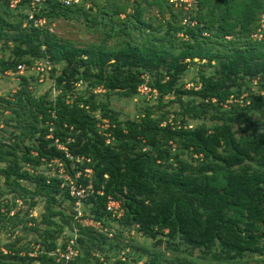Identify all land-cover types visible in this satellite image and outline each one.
Listing matches in <instances>:
<instances>
[{"label": "trees", "instance_id": "1", "mask_svg": "<svg viewBox=\"0 0 264 264\" xmlns=\"http://www.w3.org/2000/svg\"><path fill=\"white\" fill-rule=\"evenodd\" d=\"M128 1L47 0L33 12L44 20L36 26L28 0L15 8L0 0V76L19 81L11 98L0 97V189L13 195L0 232L18 230L10 225L21 212L8 214L15 198L27 210L36 197L44 202V213L28 219L44 226L35 230L37 255L5 244L0 264H100L95 253L114 264H264V39L252 38L264 0H193L188 11L167 0ZM151 8L158 18L145 20ZM56 20L81 23L97 40H65L50 30ZM46 63L58 91L51 100L35 97L33 77L16 69ZM195 65L185 88L180 80ZM141 86L156 93V104L119 120L108 101L134 98ZM97 88L106 101L97 100ZM173 104L177 110H163ZM51 159L76 185H92L81 209L101 227L109 228L107 198L121 202L113 237L55 210L68 200L72 211L75 201L58 176L40 173ZM65 227L78 234V254L68 262L55 253L65 252L68 237L57 245ZM129 230L150 245L135 248Z\"/></svg>", "mask_w": 264, "mask_h": 264}, {"label": "rangeland", "instance_id": "2", "mask_svg": "<svg viewBox=\"0 0 264 264\" xmlns=\"http://www.w3.org/2000/svg\"><path fill=\"white\" fill-rule=\"evenodd\" d=\"M79 1V0H78ZM83 1V0H81ZM129 0L128 2L130 3ZM171 4V3H170ZM174 7V10L182 9L184 11H188L189 8L185 9V5L183 3L176 2L175 4H172ZM192 5V3H191ZM128 12L129 9L127 10ZM156 12L154 8H151L144 14V19H149L150 16H156ZM183 23V21H182ZM193 23V22H192ZM50 30L57 34L59 37L65 39V40H71L74 41L80 45H84L86 43H89L91 41L97 40V35L91 34L89 32L85 31V27L81 25V23H74V22H65L63 20H56L52 24H50ZM178 36L182 37V34L179 33ZM5 57H8L7 54H5ZM204 62V61H203ZM39 65V69L35 68V71H25L23 70L21 73L19 72V75L26 76L28 78L33 77V81L29 84V90L35 97H40L43 95H46V97L51 100L53 99L58 91L55 90L53 87V81L49 77L50 73V66L48 63H46L45 67L44 65ZM42 68V69H41ZM198 65L190 66L188 71L184 76H182V79L180 82H183L185 84V88H188L191 86L194 82V77H196ZM203 71L207 70L205 67H201ZM19 87V81L16 77V75L12 73H5L4 75L0 76V97H3L4 99L11 98V94H13ZM76 92L83 91L84 85H76L75 89ZM148 88L146 86H141L138 91V96L131 98V99H125L123 97H111L108 101V106L118 115L119 120H127V119H134L137 116L138 108H140L144 104L155 105L156 104V93L153 91L152 93L149 92ZM97 94V100L106 101V97L103 94V90L100 88L95 89L93 91ZM75 96V93H73L72 97ZM163 110L170 112H173L174 110H177V106L175 104L170 105ZM5 114H8L5 112ZM99 111L94 113V116L98 119L99 118ZM172 116V115H171ZM106 119H102L101 121H104V124H106ZM201 123L200 121L195 122ZM191 123V124H195ZM102 127H100V130ZM0 129H2V124L0 123ZM3 130V129H2ZM4 130H9V128H4ZM2 135V132H0V136ZM44 167V166H43ZM42 167V168H43ZM27 168V166H26ZM41 168V167H40ZM62 170V168L59 166L58 171L56 173V170L50 171V170H43L40 172L42 175L46 176L47 178L55 177L56 174H59V172ZM22 184L27 183L25 181L22 182ZM28 186V185H27ZM3 191V194H0V213L4 214L6 212V209L10 208L11 205V199L13 195L8 191V189H5L2 187L0 189ZM37 200V203L33 209L27 210V207L23 200L19 197L14 199L15 206L12 209H9L8 212L9 216H14L17 212H21L20 220L15 219L14 222L11 223L10 226H13V224H16L18 230L14 231L13 234L9 231L2 230L0 232V251L2 253H7V250L3 249V246L5 244L12 245L13 249L19 248V255L23 256L24 252L28 251V255L30 257H35L37 255V249H38V232L35 230H39L44 228V226L40 223V221L36 220L35 222L28 221L30 218L38 219V217L44 213V202L39 199V197L34 198ZM56 209L61 211L65 216L71 215L73 213V210L70 209V202L68 200H62L61 202L56 204ZM26 213L28 214L26 216ZM57 223H62L59 217H56L54 219ZM109 228L106 229L105 232L106 235H111L113 237V229L116 228L117 222H109ZM36 225V227H34ZM89 225V224H88ZM9 226V227H10ZM126 236H130L132 238V244H134V247L136 248L139 246V244H143L145 246L150 245V241L141 237L136 231L129 230L125 231ZM68 237V243L66 246V249L69 247L71 248L73 245L76 244L78 234H77V227H75L74 231H69L67 227H65L62 231L61 236L57 239L58 244L60 245L61 242H63ZM109 237V236H108ZM130 239L126 237V241L128 242ZM73 242V243H72ZM147 244V245H146ZM136 245V246H135ZM161 249H163V246H160ZM159 250V249H158ZM129 251V249H128ZM10 253V252H9ZM13 253V252H12ZM10 253V254H12ZM57 254L56 260L58 256H63V253H60L59 251H55ZM99 262H102V264H114V257L110 256L109 259H104L100 256H95ZM142 261H138L137 264H142Z\"/></svg>", "mask_w": 264, "mask_h": 264}, {"label": "built area", "instance_id": "3", "mask_svg": "<svg viewBox=\"0 0 264 264\" xmlns=\"http://www.w3.org/2000/svg\"><path fill=\"white\" fill-rule=\"evenodd\" d=\"M6 1H7L9 8H15L17 6V4H19L21 2V0H6ZM45 1H47V0H28L29 6H30V10L28 13V20H30L36 26L42 25L44 23V20L40 19V18L39 19L34 18L33 12L37 8V6H39L42 2H45ZM71 1L78 2V0H65V3H69ZM167 1L171 4H175L176 2L181 3V4L183 3V5H185L184 6L185 9L189 8L191 6V3H193V0H167ZM261 18L262 19H261L259 28L256 30V32L254 34H252V38L254 40L264 39V15H262ZM183 23H185V20H183ZM40 65H42V64H40ZM35 68L39 69V65H34L30 68H27L24 65L20 64L16 67L17 73H19V72L21 73L23 70H25L27 72L35 71ZM106 123H107V121H106ZM104 126H106V124ZM55 146L58 149L64 151L65 156L68 159H71V156L68 154L65 146L60 145L58 143H55ZM76 160L78 161L80 159L77 158ZM59 166L62 168V170L59 172V174H56V176H58L62 180L61 186H65V185L67 186L69 196L72 199H74V201H75L74 206H73V212H74V218L76 219L77 223H80L83 226H95L96 228H100L101 224H99V222H94L92 220V218L86 217L83 214L82 209H81L82 200L85 199L89 193L93 192L92 185L90 183L86 187L76 185V183L71 179V177H69L68 175H66L64 173V168L62 167L61 163L57 159H51L49 161H45V163L42 165V167L45 170H50V171L56 170V173L58 171ZM90 174H91L90 169H84V177L88 178L90 176ZM74 177L79 178V173H75ZM97 193L102 194L101 191H97ZM105 209L110 216L109 222L110 221L111 222H117V220L119 218H121V216L123 214V208L121 206V202L118 200H115L111 197L107 198V202L105 204ZM101 229L103 231H106V229H108V228L107 227H101ZM107 236H109V238L112 237L110 234ZM57 251L64 254L63 256H58L57 261L63 259L65 262H68V261H71L73 259V257H75L78 254V252L75 249H73V246L71 248L68 247L67 249L65 247V252H63L59 249H57ZM124 252H128V248H126L123 251H120V253H119L120 259H123L122 254ZM93 255L94 256H100L99 254H96V253ZM104 261H106V260L104 259ZM100 264H102V262H100Z\"/></svg>", "mask_w": 264, "mask_h": 264}]
</instances>
